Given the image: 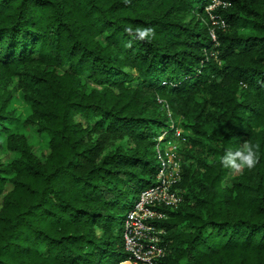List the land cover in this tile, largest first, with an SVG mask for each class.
Segmentation results:
<instances>
[{
    "label": "trees",
    "instance_id": "16d2710c",
    "mask_svg": "<svg viewBox=\"0 0 264 264\" xmlns=\"http://www.w3.org/2000/svg\"><path fill=\"white\" fill-rule=\"evenodd\" d=\"M225 1L221 27L210 0H0V264L127 259L120 211L172 121L187 146L161 264H264V0ZM244 141L259 160L235 173L219 158Z\"/></svg>",
    "mask_w": 264,
    "mask_h": 264
},
{
    "label": "built area",
    "instance_id": "2783aa9c",
    "mask_svg": "<svg viewBox=\"0 0 264 264\" xmlns=\"http://www.w3.org/2000/svg\"><path fill=\"white\" fill-rule=\"evenodd\" d=\"M228 5L225 0H210L205 10L212 25L225 26V21L212 14L219 6ZM210 33L215 39L213 29ZM168 131H162L154 145L158 169L153 181L140 190L123 218L122 240L127 259L119 264H161L167 253L166 229L161 222L168 218V209H175L182 201L176 187L181 179V149L187 146L182 129L173 121Z\"/></svg>",
    "mask_w": 264,
    "mask_h": 264
},
{
    "label": "clouds",
    "instance_id": "9594fccd",
    "mask_svg": "<svg viewBox=\"0 0 264 264\" xmlns=\"http://www.w3.org/2000/svg\"><path fill=\"white\" fill-rule=\"evenodd\" d=\"M125 31L132 33L133 29L128 27ZM135 35L139 40H147L154 36V30L152 28H136ZM258 160V146L247 141H244L237 150H228L219 158V162L224 167L231 169L235 173H242L245 169L254 168Z\"/></svg>",
    "mask_w": 264,
    "mask_h": 264
},
{
    "label": "rangeland",
    "instance_id": "374dc122",
    "mask_svg": "<svg viewBox=\"0 0 264 264\" xmlns=\"http://www.w3.org/2000/svg\"><path fill=\"white\" fill-rule=\"evenodd\" d=\"M11 109H13L14 114L16 117L23 119L27 113H28V108L25 102L23 101V97L19 92L14 93L13 95V100L10 106ZM78 119V117H77ZM24 132L28 135H30V140L29 142L32 144L33 147V152L38 156V157H43L48 153L44 138L41 136L37 129L33 126H24ZM2 139L4 138L3 136L1 137ZM14 157V153L12 152H1L0 151V159L4 162L9 161ZM11 188L10 185L7 186V190ZM126 213V209H123L120 211V215L123 216ZM120 225V224H119ZM120 227V226H119Z\"/></svg>",
    "mask_w": 264,
    "mask_h": 264
},
{
    "label": "bare ground",
    "instance_id": "6f19581e",
    "mask_svg": "<svg viewBox=\"0 0 264 264\" xmlns=\"http://www.w3.org/2000/svg\"><path fill=\"white\" fill-rule=\"evenodd\" d=\"M124 264H126V263H124Z\"/></svg>",
    "mask_w": 264,
    "mask_h": 264
}]
</instances>
